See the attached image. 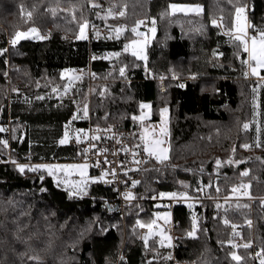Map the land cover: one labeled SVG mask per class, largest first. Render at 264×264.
I'll return each instance as SVG.
<instances>
[{"label": "trees", "instance_id": "trees-1", "mask_svg": "<svg viewBox=\"0 0 264 264\" xmlns=\"http://www.w3.org/2000/svg\"><path fill=\"white\" fill-rule=\"evenodd\" d=\"M172 3L200 4L204 13H172ZM235 6L249 7L254 33L264 29V0H0V50H6L0 54V112L5 122L12 119L10 139L0 135L10 146L0 143V264H237L233 252L241 257L239 264H251L252 254L264 250V144L255 146L252 126L254 89L264 81L245 77L250 70L242 61L248 53L212 24L222 17L231 30ZM105 8L118 14L105 18L100 15ZM143 19L157 23L147 61L123 51L135 38L131 28ZM85 21L127 32L121 39L81 40L79 25ZM33 27L46 38L8 44V35ZM109 52L120 55L110 61L103 57ZM146 65L156 80L145 78ZM70 69L84 74L64 94L63 73ZM174 75L187 85L180 87ZM161 77L167 79L165 92ZM89 101L90 115L73 119ZM259 101L264 121V89ZM141 104L151 105L154 121L169 107L171 144L170 158L154 159L143 175L141 194L193 195L209 186V198L199 200L195 210L175 206L178 238L169 257L158 238L148 243L142 238L139 225L160 210L151 201L133 203L122 214L110 204L113 192L100 184L75 196L47 172H20L7 161L8 156L33 164L73 161L78 152L60 143L69 126L79 133L91 118L94 125L140 128L133 117L144 113ZM242 183L250 185L249 198L222 205L219 196L230 197ZM234 231L251 246L238 245Z\"/></svg>", "mask_w": 264, "mask_h": 264}, {"label": "built area", "instance_id": "built-area-1", "mask_svg": "<svg viewBox=\"0 0 264 264\" xmlns=\"http://www.w3.org/2000/svg\"><path fill=\"white\" fill-rule=\"evenodd\" d=\"M97 32L99 33L98 36ZM111 34L112 31L109 27L91 24L89 40L94 41L102 37H110ZM76 72L78 74H83L82 69H76ZM144 76L148 80L157 79V77L151 73L147 65L144 68ZM171 79L179 86L183 85L184 87L187 85V81L180 79L178 75H174ZM158 81L161 91L165 92L167 90V79L161 77ZM3 114L4 113H2V115ZM108 129H111V131H106ZM79 134V143H77V134L69 140V145L78 152L77 159L60 163H87L89 174L96 181L93 184H100L105 189L113 192L110 204L114 207L118 204V210H120L122 214L128 206L140 201H151L155 208L171 212L172 215L176 205H187V201L190 199L188 196L183 199H177L167 197L169 192H161L166 194L164 196H161V193H157L152 197L141 194L143 175L151 168V163L156 158L144 152L145 142L141 139L142 132L140 128L122 123H115L108 126L94 125L90 118L88 125L83 128ZM93 135H98L100 139L92 140L91 137ZM85 149H89V151L85 153ZM124 149H127V151H124ZM137 160L141 161V163L137 164L134 162ZM105 161H107V163H105ZM14 162L21 163L17 161ZM97 164L99 166H96ZM113 170L115 175H112ZM104 172H108V175L100 179ZM125 173H127V175H125ZM132 181H139V183L136 184L135 187H132ZM128 192H131L135 198L131 200L125 199L124 193ZM196 196L198 200L207 199L209 198V193L198 191ZM177 226L178 223L174 221L173 217V229ZM242 237V235L239 237V245L245 244ZM175 246L176 243L174 244V247ZM175 263L187 264L186 262H177L176 260Z\"/></svg>", "mask_w": 264, "mask_h": 264}, {"label": "rangeland", "instance_id": "rangeland-1", "mask_svg": "<svg viewBox=\"0 0 264 264\" xmlns=\"http://www.w3.org/2000/svg\"><path fill=\"white\" fill-rule=\"evenodd\" d=\"M172 4H175L178 7H183V8L186 9L185 11H176V12H182V13H186V14H189V13L202 14L203 6L200 5V4H192V3H172ZM99 7L102 8L103 4L99 5ZM197 7L199 8V11H193L192 10V9L197 8ZM109 10H110V8H108V9L105 8L104 10L102 9V12H101L100 15H102L105 18H109V17L115 16V15L118 14L117 12H115L114 10L111 9L112 14L109 15L108 14ZM249 10H250L249 7H245V13H244V23L245 24L247 23L246 21H247V18H248V12H250ZM171 11H172V9H171ZM172 13H173V11H172ZM141 21H143V23L139 25V27L137 28V31L142 33L143 35L136 36L134 34L135 38L133 39V40L139 41L140 45L138 47L129 48V50L127 52L132 53V51L135 50V51H137L139 53L140 56L146 57V59H142V60H147L148 59L147 47H148L149 44H151V42L153 41V39H154V37H155V35L157 33V23H156L155 19H143ZM153 21L155 22L154 24H153ZM216 21H217L216 26L220 27L223 33L226 32L225 34H228L230 31H232V29H234V25H233V28L231 30H227L224 27V23H223L222 17L216 18ZM87 24H88V27L85 29L86 38L85 39H81V40H89V30H90L91 24H95V23L89 22ZM234 24H235V20H234ZM104 26H106V25H104ZM107 27L111 28V31H112V29H114V28L123 27V26H115V27L107 26ZM153 27L155 28L154 32L151 31V29ZM246 31H247V34H248L249 37L254 35V32L251 30V28L249 30H248V28H246ZM126 32H127V29L125 31H123L122 33H120L118 38H117V33L115 31H112V34H111L110 37H115L117 39H121ZM26 33H28V38H26V39L42 40V39L37 38V35L31 33L30 31H28ZM38 34L41 35V33L39 31H38ZM79 34H80V32L78 33L77 37L79 36ZM14 38H15V36L8 35L7 39L9 41L8 42L9 45H13L11 43V41ZM26 39H19L16 44H18V42H20L21 40H26ZM133 40H131L127 44H130ZM113 53H117V52L105 53L103 55V57L105 59H107V60H110V61L116 60L118 57H116L114 55H110V54H113ZM215 55L217 57H221L220 54L216 53ZM83 74H84V72H83ZM83 74H78L76 72V69L75 70H71V69L70 70H66L63 73V78L68 81L67 87H66V88H68V91L64 92V94L71 93L73 87L76 85L77 81L79 80V77L82 76ZM248 78L252 80L255 77L253 75H251V73L249 72V77ZM257 79H259V78H257ZM69 84L71 85L70 87H69ZM262 89H264V83H262L261 85L255 87V91H254L255 94H254V98H253L254 117H253L252 126H253L255 134H256L255 146L257 145V143H259L260 145L264 144V138H263V136H264V131H263L264 130V121L261 120V115H260V111H259V109H260V101L259 100H260V94H261ZM148 105H150V104H148ZM85 106H87L88 115H90L91 102L89 101V102L84 103L82 105L83 110H84ZM164 108H167L168 112L162 117L161 116V111H160V120L159 121L152 120L151 105H150L149 108H144V113H142V115L145 117V119L143 121L138 119V121H139V124H140V129H141L142 135L144 134V129L145 128L148 129V136H147L148 140L160 139V138H162L164 140V144L162 145V147L168 149V152L166 153V155L168 157L167 159H169L170 158V154H171L170 131H169L170 109H169V107H163V108H161V110L164 109ZM1 112H0V128L7 129V131L0 132V135H4V136L8 135V138H9L11 136L10 132H11L12 119H10L8 122H5L2 119V113ZM76 117H77L76 118L77 121L83 120L84 119V111H82V114H79ZM162 119L166 120L167 123L163 124L162 123ZM162 127H166V129H167V132H166L165 135H163V137H161V133H160V129ZM78 131L79 130L75 127L74 124L69 126V129H68V132H67L68 140L64 144H69V140L73 136H75L78 133ZM144 142H146V141H144ZM7 145H8V148L10 149L9 141H7ZM7 161L8 162L13 161L11 163H15L14 161H17V160L13 159L11 156H8L7 157ZM17 162H19V161H17ZM232 163H234V165L237 164V162H235V161H233ZM15 164L18 165V166H25V168H29V167H32V166H38V165H53V166H55V165H61V166H65V165H79V164L56 163V162L37 163V164L21 162V163H15ZM37 171H45V172L48 173V171L44 170V169H38ZM51 176L53 177V179L55 180V182L59 186H61L62 188L68 190L70 193H72L74 191V188L72 187L73 183H78L82 179L87 180L88 182H87L86 186L84 187V192L79 194V195H75V196H83V195H85L88 192L89 187L92 186V184L94 183L93 180H95L94 178H92L90 176L89 168H87L86 175L84 177H82L80 175L79 170H73V169H70V168L67 169V170L54 171V173ZM65 180H67V181H69L71 183H68V184L63 183V181H65ZM247 185H249V184H247ZM208 188H209V186H205L204 188H199V189H203L202 190L203 192H207L208 193ZM241 191H244V190H241ZM247 191L249 192V188L247 189ZM197 192H198V189L196 190V193ZM196 193L193 194V195H191V194H178L177 193L175 198L183 199V198H186L187 196L190 197L189 201H187V205L191 209L195 210L196 207L199 204V200L197 199ZM170 194H172V193L167 194V197H172ZM247 198H249V196H243L241 193H233L230 197H221V196H219V200H220V202H222V205L226 201H229V200H238L239 201V200H244V199H247ZM164 216L168 217L167 222H165V220L163 219ZM152 221H155V225L153 226V228L151 230L149 228H147V227H142V238L144 240L145 236L148 237V240H147L146 243H148L151 239H153L155 237L158 238L159 239L158 247L160 248L161 252H167L166 256L169 257V255H170V250L169 249H172V247L176 243V239L178 238L177 234L175 233V229H173V215L171 214V212L158 210L155 213V218L153 220H149L147 222V224L151 223ZM250 221H251V225H252V220H250ZM162 230H163V232H162ZM241 235H243V234L238 235V238ZM165 237H170V241L168 239H164ZM242 238H243V241H244L245 240L244 236ZM162 239H164L163 245H161V243H160V241ZM244 242H246V241H244ZM260 252H261V250H256L255 253L252 254L251 257H252L253 260H252L251 264H257L256 263L257 253H260ZM258 260L260 261V258ZM258 263L260 264V262H258Z\"/></svg>", "mask_w": 264, "mask_h": 264}, {"label": "snow or ice", "instance_id": "snow-or-ice-1", "mask_svg": "<svg viewBox=\"0 0 264 264\" xmlns=\"http://www.w3.org/2000/svg\"><path fill=\"white\" fill-rule=\"evenodd\" d=\"M94 7H98V5H93ZM173 13H175L176 11H185L186 9L183 8V7H178L177 5L175 4H172L170 5ZM193 11H199V8H195V9H192ZM50 11L52 12L53 15L56 14L55 12V9H50ZM244 13H245V7L244 6H235V35H234V39L239 42V45L242 46V49L244 52L248 53V59L247 60H244L242 61V63L246 64L250 70H251V75L253 76H257L259 77V79L261 81H264V76H260V70L261 69H264V29H261L259 30L258 32V35H253L251 37L248 36L247 34V31H246V27L247 25L244 23ZM109 15L112 14L111 12V9L109 10ZM28 17L30 18L31 17V12H29L28 14ZM99 15V14H98ZM120 16H124L125 13L123 11H121L119 13ZM75 18V17H73ZM223 19V18H222ZM143 21H137L136 22V26L135 27H132L131 28V32L134 33L136 36H140V35H143L142 33L138 32L137 31V28L139 27L140 24H142ZM155 22L153 21V24ZM212 24L216 25L217 24V21L215 19L212 20ZM88 27V24H87V21H85L83 24H80L79 25V36L77 37L78 39H85L86 38V35H85V29ZM126 28L125 27H117V28H114L112 29V31H115L117 33V38L119 36L120 33H122L123 31H125ZM31 33L33 34H36L37 35V38L39 39H45L46 37L44 36H41L38 34V30L33 27L29 30ZM152 32L155 31V28L153 27L151 29ZM228 34H231V32H229ZM99 35V33L97 32V36ZM28 38V33L26 32H17L15 34V38L11 41V43L13 45H15L17 43V41L19 39H26ZM108 38H111V37H108ZM140 45V42L137 41V40H133L130 44H126L124 46V51H128L129 48H134V47H138ZM2 51H6V50H0V54H2ZM110 55H114L116 57H118L120 55V53H113V54H110ZM132 55L134 57H137V58H140V59H146V57H142L139 55V53L135 50L132 51ZM96 57H93V59H95ZM124 72H125V69L124 68H121L120 69V74L121 76L124 75ZM245 77H247L249 75L248 72H245L244 73ZM71 85L69 84V87ZM180 87H183V85H180ZM68 91V88H65V92ZM255 91V89H254ZM142 109L144 108H149L150 105L148 104H141L140 106ZM84 116L87 117L88 115V109H87V106L84 107ZM168 112V109L167 108H164L161 110V116L163 117L166 113ZM77 117H73V119H76ZM134 120H141L143 121L145 119V117L143 115H141L140 117H133ZM162 123L163 124H166L167 121L166 120H163L162 119ZM245 129H247L249 127L248 124H244L243 126ZM4 131H7V129H4V128H0V132H4ZM106 131H111V129H108ZM167 132V129L166 127H162L160 129V133H161V137H163V135H165ZM79 133H77V143L80 142V139H79ZM86 135V134H85ZM147 136H148V129L145 128L144 129V134L141 136V139L146 141L144 143V152L148 155H152V156H155V158L160 161V162H163L164 160H166L168 157L166 155V153L168 152V149L162 147V145L164 144V140L162 138L160 139H151V140H148L147 139ZM92 140H98L100 139V137L98 135H93L91 137ZM68 140V135H67V132L65 133V137L64 139H62L60 141L61 144H64L66 143ZM0 143H3L5 146H7V140H4V141H0ZM257 147L260 146L259 143H257L256 145ZM243 147L245 149L251 147V145H248V144H244ZM85 153H87V151H89V149H85L84 150ZM106 151V149H105ZM124 151H127V149H124ZM233 151H235V149H233ZM135 163L139 164L141 163V161L137 160V161H134ZM105 163H107V161H105ZM229 163H231V161H229ZM220 164V161H217V165ZM96 166H99L98 164ZM19 168V171L20 172H24L25 171V166H18ZM73 169V170H79L80 172V175L82 177H84L86 175V170L88 168V164L87 163H84V164H79V165H65V166H61V165H38V166H32V167H29L28 170L29 171H37L38 169H44V170H47L49 175H52L54 173V171H57V170H67V169ZM108 175V172H104L102 173V176L100 179H103L104 176H107ZM112 175H115V172L113 170L112 172ZM125 175H127V173H125ZM242 176H247L248 175V172L247 171H244L241 173ZM87 180H84L82 179L80 182L78 183H73L72 184V187L74 188V191L72 193H70L71 195H79L81 193L84 192V187L86 186L87 184ZM93 182H96L95 180H93ZM59 183V182H58ZM63 183H71L67 180L63 181ZM139 181H132V187H135L136 184H138ZM250 187V185H247V184H240L239 186L237 187H233L232 188V192L233 193H241L243 196H249V192L247 191V189ZM203 189H198V191H202ZM241 190H244V191H241ZM217 191H219V188H217ZM161 196H164L166 194L164 193H161L160 194ZM173 198H175L176 194L175 193H172L170 194ZM124 197L125 199L127 200H131V199H134L135 197L132 195L131 192H128V193H124ZM262 204H264V201H262ZM191 206V205H190ZM239 206V205H238ZM219 207V205H218ZM244 207H248V205H244ZM163 219L165 220V222H167L168 220V217L167 216H164ZM228 221L225 220V224H227ZM249 224V226H251V221L249 220L247 222ZM155 225V221H152L151 223H148V224H140L139 226L140 227H147L149 228L150 230L153 228V226ZM235 228V226H233ZM194 231H195V226H194V230L193 232H190L189 235H194ZM163 232V230H162ZM236 235H239V233H236L235 231L233 232V236H236ZM164 239H168L170 241V237H165ZM164 239H162L160 241L161 245H163L164 243ZM144 240L145 242H147L148 240V237L145 236L144 237ZM231 247L235 248L237 247L234 243H232L231 240H229L228 242ZM250 243H245L242 245V247L244 248H248L250 247ZM257 257L260 258V264H264V250H262L260 253H257ZM231 258L237 262V264H239L240 260H241V257L239 255L236 254V252H233L231 253Z\"/></svg>", "mask_w": 264, "mask_h": 264}, {"label": "crops", "instance_id": "crops-1", "mask_svg": "<svg viewBox=\"0 0 264 264\" xmlns=\"http://www.w3.org/2000/svg\"><path fill=\"white\" fill-rule=\"evenodd\" d=\"M176 13H182V12H176ZM204 13V6H203V10H202V14ZM184 14H186V13H184ZM189 14H191V13H189ZM199 15H201V14H199ZM247 23V27L246 28H248V30L251 28V21H250V18H249V12H248V18H247V21H246ZM235 23H236V21H235ZM225 32V31H224ZM228 32V31H227ZM231 32V34H229V35H232V36H234L236 33H235V24H234V29H232V31H230ZM226 33V32H225ZM254 35H258V32H255L254 33ZM249 55V54H248ZM144 61H147V60H144ZM249 70H250V68H249ZM263 71H264V69H261L260 70V76H262V73H263ZM250 73H251V70H250ZM255 78H259V77H257V76H254Z\"/></svg>", "mask_w": 264, "mask_h": 264}, {"label": "water", "instance_id": "water-1", "mask_svg": "<svg viewBox=\"0 0 264 264\" xmlns=\"http://www.w3.org/2000/svg\"><path fill=\"white\" fill-rule=\"evenodd\" d=\"M118 207H119V206H118V204H117V205L114 207V210H117V209H118Z\"/></svg>", "mask_w": 264, "mask_h": 264}]
</instances>
